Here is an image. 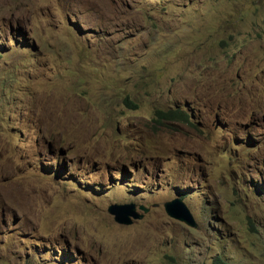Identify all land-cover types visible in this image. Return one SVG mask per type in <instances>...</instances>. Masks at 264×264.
<instances>
[{"label": "rangeland", "instance_id": "374dc122", "mask_svg": "<svg viewBox=\"0 0 264 264\" xmlns=\"http://www.w3.org/2000/svg\"><path fill=\"white\" fill-rule=\"evenodd\" d=\"M217 257L264 264V0H0V264Z\"/></svg>", "mask_w": 264, "mask_h": 264}, {"label": "water", "instance_id": "95a60500", "mask_svg": "<svg viewBox=\"0 0 264 264\" xmlns=\"http://www.w3.org/2000/svg\"><path fill=\"white\" fill-rule=\"evenodd\" d=\"M138 208L144 212L147 211V208L142 205H140ZM163 208L168 216L182 221L190 227H197L194 217L185 203L179 197L165 201L163 203ZM107 211L113 215L115 222L119 224L128 225L132 222V219H138L142 217V214L136 211V206L134 203H113L107 207Z\"/></svg>", "mask_w": 264, "mask_h": 264}, {"label": "trees", "instance_id": "16d2710c", "mask_svg": "<svg viewBox=\"0 0 264 264\" xmlns=\"http://www.w3.org/2000/svg\"><path fill=\"white\" fill-rule=\"evenodd\" d=\"M156 115L158 116L163 115L167 119L176 118L182 121H187V117H188V114L186 112L179 111V110H175V111L167 110L165 112L161 110H157ZM213 264H228V263L224 262L220 257H217L213 261Z\"/></svg>", "mask_w": 264, "mask_h": 264}, {"label": "clouds", "instance_id": "9594fccd", "mask_svg": "<svg viewBox=\"0 0 264 264\" xmlns=\"http://www.w3.org/2000/svg\"><path fill=\"white\" fill-rule=\"evenodd\" d=\"M187 113V112H186ZM187 119H188V117H187Z\"/></svg>", "mask_w": 264, "mask_h": 264}]
</instances>
